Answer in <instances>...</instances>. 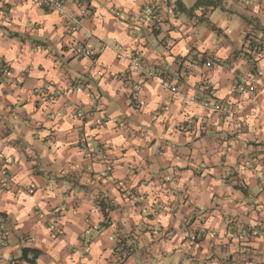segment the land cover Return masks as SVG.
Masks as SVG:
<instances>
[{"label": "clouds", "instance_id": "9594fccd", "mask_svg": "<svg viewBox=\"0 0 264 264\" xmlns=\"http://www.w3.org/2000/svg\"><path fill=\"white\" fill-rule=\"evenodd\" d=\"M0 264H264V0H0Z\"/></svg>", "mask_w": 264, "mask_h": 264}]
</instances>
